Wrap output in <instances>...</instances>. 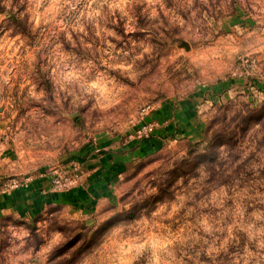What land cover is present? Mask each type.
<instances>
[{"label":"rangeland","instance_id":"1","mask_svg":"<svg viewBox=\"0 0 264 264\" xmlns=\"http://www.w3.org/2000/svg\"><path fill=\"white\" fill-rule=\"evenodd\" d=\"M168 103L200 139L151 141ZM0 125L50 184L144 148L100 204L0 216V264H264V0H0Z\"/></svg>","mask_w":264,"mask_h":264},{"label":"crops","instance_id":"2","mask_svg":"<svg viewBox=\"0 0 264 264\" xmlns=\"http://www.w3.org/2000/svg\"><path fill=\"white\" fill-rule=\"evenodd\" d=\"M193 109V105L187 103L180 107L170 103L161 105L151 116L157 126L154 130L156 139L151 141L175 135L178 127L184 130L188 126L187 133L192 135L191 125L198 133L196 139H200L202 122L195 117ZM4 132L0 125V216L16 214L24 219H36L48 207L100 204L106 200L104 195L110 192L113 181L122 176L128 164L141 156L142 150L144 152L134 139L122 142L120 138L103 136L87 143L77 152L84 165L79 185L57 191L52 189L45 174L46 166L37 167L30 159L21 160L16 143H12ZM29 173L31 180L26 186L4 189L11 177L22 178Z\"/></svg>","mask_w":264,"mask_h":264},{"label":"built area","instance_id":"3","mask_svg":"<svg viewBox=\"0 0 264 264\" xmlns=\"http://www.w3.org/2000/svg\"><path fill=\"white\" fill-rule=\"evenodd\" d=\"M144 136L145 137L149 136V132H147V127H145ZM68 171L71 172V174L58 173L56 175H53V177L51 179V185L53 188H55V189L64 188V187L70 188V187L77 185V182H78V180L76 179L78 176L77 166L74 165L72 167V169L68 170ZM30 180H31L30 175H25L22 178H18V177L10 178L5 183L4 189L9 190V189H12L14 187L26 186L27 184H29Z\"/></svg>","mask_w":264,"mask_h":264}]
</instances>
